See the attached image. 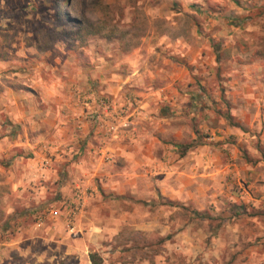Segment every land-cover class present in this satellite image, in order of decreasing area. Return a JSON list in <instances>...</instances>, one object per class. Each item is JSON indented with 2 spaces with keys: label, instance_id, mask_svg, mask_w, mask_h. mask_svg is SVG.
Returning <instances> with one entry per match:
<instances>
[{
  "label": "rangeland",
  "instance_id": "1",
  "mask_svg": "<svg viewBox=\"0 0 264 264\" xmlns=\"http://www.w3.org/2000/svg\"><path fill=\"white\" fill-rule=\"evenodd\" d=\"M71 13L0 0V264H264V0Z\"/></svg>",
  "mask_w": 264,
  "mask_h": 264
},
{
  "label": "trees",
  "instance_id": "2",
  "mask_svg": "<svg viewBox=\"0 0 264 264\" xmlns=\"http://www.w3.org/2000/svg\"><path fill=\"white\" fill-rule=\"evenodd\" d=\"M72 3L73 0H54V7H55V14H54V21L58 24V25H62V30H66L67 26H68V22L66 21V19L69 20L71 27L76 28L77 30L81 31L84 26L86 25V20L84 18V16L82 15L81 17L78 15H72L71 11H72ZM61 5L64 6L65 10L61 9ZM88 24V23H87ZM50 35L51 33H47V35ZM239 208L243 207V206H238ZM185 208V207H183ZM242 210V209H241ZM245 212V211H243ZM196 217L200 220V221H204L205 219H210L209 215H205V213H195ZM91 260L93 262V264H98L96 262V260L94 259V255L91 254Z\"/></svg>",
  "mask_w": 264,
  "mask_h": 264
}]
</instances>
